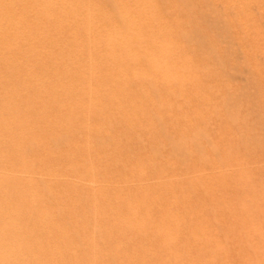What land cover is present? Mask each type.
<instances>
[{"label":"bare ground","instance_id":"obj_1","mask_svg":"<svg viewBox=\"0 0 264 264\" xmlns=\"http://www.w3.org/2000/svg\"><path fill=\"white\" fill-rule=\"evenodd\" d=\"M230 1L248 26L250 0ZM183 8L0 0V264H113L118 248V264H264V179L254 173L262 160L232 127L239 115L223 119L240 102L214 100L223 83L212 66L217 34L191 46L202 26L187 25ZM249 26L238 40L264 39L257 22ZM256 67L259 86L264 67ZM221 164L228 169L219 173ZM130 241L131 251L120 247Z\"/></svg>","mask_w":264,"mask_h":264},{"label":"rangeland","instance_id":"obj_2","mask_svg":"<svg viewBox=\"0 0 264 264\" xmlns=\"http://www.w3.org/2000/svg\"><path fill=\"white\" fill-rule=\"evenodd\" d=\"M164 1V0H163ZM181 1V2H180ZM220 1V2H219ZM176 2L178 3V4H180V6L184 9V10H186V16H185V21H186V24L187 25H189V26H195V28H192V29H196V28H199V27H201L200 29L203 31L202 33H200V35H199V37L197 36V34L196 33H194V37H195V34H196V38L193 40V41H191L190 43L192 44L191 46H193V47H195V45H199L200 44V46L201 45H203V42L200 40V39H197V38H202V37H206V36H208L209 35V37H210V35H215V34H217V36H211L210 38H212V37H214V39H215V42H217L218 40H219V42H221V43H219V42H217V43H214L215 44V48L217 49V52L216 53H219L218 51H220V54L219 55H217L216 57H215V60H214V58H213V61H214V63L212 64V66L214 67V69L217 71V72H219V73H221L222 74V76H221V79H218V80H220L221 82L223 81V83H222V85L218 88V90H216V91H214V100H215V102L216 103H218V104H225V103H227L231 98H233V99H235L236 101L238 100V102H240V104H239V106L238 105H236V107L235 108H237V111H236V109H234L233 107H231V108H228V107H224L226 110L224 111V114H223V119L224 120H226L230 115H232V114H236L235 116L237 117V115H239L238 116V120H236V122H232V127L235 129V130H237L236 132L237 133H239V132H246V133H248V135L250 136V138L248 139V142L250 143V145L253 147V151H252V158H258V159H260V160H262L261 161V166L260 167H256V168H254V173H255V178L257 179V180H260V179H264V151H263V149H261V147L259 146V147H256V142L258 141V139L260 138V137H264V82L263 83H261L259 86H258V84H257V80H256V78L257 77H259V75H258V68L256 67V64L258 63H260V65L261 66H263L264 67V60H262V58L260 57V55H259V51H254V49H255V43H257L256 41L258 40H260V41H264V39H262V38H260L261 36H259L257 39H256V41L255 40H246V42H245V40H243V41H240V40H238V39H240V38H242V39H245V38H247V36H246V32L247 31H249V28H250V23L252 22V21H254V22H257L258 23V25H259V35H261V33L263 34L264 33V0H250L249 2H248V4L246 5V9H248V12L251 14V22L249 23L248 22V26H244V25H242V24H240V21L238 22V20H240L239 18L241 17V15H242V17H245V15H244V13H240L239 15L237 14V12H238V8H237V4L239 3V2H235L234 3V1L232 2V1H230V0H227V2L231 5V7H230V5L228 4V6H226V4L227 3H225V1L224 0H203L202 2H201V0H176ZM199 2V3H198ZM203 2H204V4H203ZM203 5H202V4ZM237 3V4H236ZM190 4H191V6H190ZM207 4V5H206ZM220 4V5H219ZM193 5V6H192ZM200 7H202V8H200ZM218 5V6H217ZM251 5V6H250ZM253 5V6H252ZM208 7V11L206 10V8ZM233 6V7H232ZM248 6H250V7H248ZM186 7H188V9H189V7L191 8V11H192V9H193V12H190L188 9H186ZM198 7H199V9H198ZM209 8H210V11H209ZM257 8V9H256ZM195 9H197V10H195ZM211 9H212V11H211ZM258 10V11H257ZM197 11V12H196ZM207 12V15L209 16H206L205 17V15L204 14H206V12ZM210 12V13H209ZM192 13V14H191ZM194 13V14H193ZM209 13V14H208ZM234 13H236V14H234ZM239 13V12H238ZM192 15V16H191ZM195 15V16H194ZM196 15H197V17H196ZM198 15H200V17L198 16ZM212 15V16H211ZM187 17V18H186ZM193 17H194V20H197L196 18H199L197 21V23L195 22V21H193ZM201 18H206V19H201ZM217 18V19H216ZM187 19H189L188 20V22H187ZM208 22H207V21ZM190 21H192V22H190ZM201 21V22H200ZM189 22H190V24H189ZM202 23V24H200V23ZM45 23V25L42 23L41 24V28L44 26V28L43 29H45L46 27H47V22H44ZM194 23V24H193ZM199 23V24H198ZM193 24V25H192ZM204 24H206V28L204 27ZM209 26V31H208V26ZM197 26H199V27H197ZM216 26V27H215ZM204 28H205V31H207V32H209V33H206L205 35L203 34V33H205V31H204ZM211 29H213V31L211 32ZM262 29V30H261ZM216 33H215V32ZM220 31H221V33H220ZM223 31V32H222ZM210 33H212V34H210ZM223 33V34H222ZM208 34V35H207ZM222 34V35H221ZM192 36V37H193ZM224 36V37H223ZM227 36V37H226ZM237 36H238V38H237ZM193 37V38H194ZM220 37V38H219ZM222 38V39H221ZM227 40H226V39ZM213 39V38H212ZM213 39V40H214ZM197 40V41H196ZM203 40V39H202ZM221 40V41H220ZM235 40V43L233 42V41ZM196 43H195V42ZM201 41V42H200ZM253 41H255V43L253 42ZM193 42V43H192ZM225 42V43H224ZM239 42H242V43H239ZM249 44H248V43ZM194 43H195V45H194ZM254 45H253V44ZM221 44V45H220ZM233 44L235 45V44H239L238 46L237 45H235V46H233ZM244 44H246V45H244ZM227 45V46H226ZM241 45L243 46V48L241 47ZM200 46H196V47H200ZM217 46V47H216ZM220 47H222L223 49H221ZM232 47H234L233 49L235 50V51H233L232 50ZM241 47V48H240ZM224 48H225V50H224ZM245 48V49H244ZM252 48H253V50H252ZM238 49V50H237ZM241 49V50H240ZM245 50V51H244ZM233 51V52H232ZM21 52H26V51H21ZM198 53L199 52H202V51H197ZM204 52H206V53H209V52H212V51H203L202 53H204ZM225 53L223 56L224 57H222L221 55L223 54V53ZM228 52V53H227ZM249 52V53H248ZM253 52V53H252ZM222 53V54H221ZM227 53V54H226ZM242 53V54H241ZM228 54H230V55H228ZM225 55L227 56V57H229V56H231L232 58H230L229 57V59L230 60H228L227 59V57H226V60L225 59H223V58H225ZM234 55H235V57H234ZM243 55H251V56H249L248 58V66L246 65V61H244V59H243V57H241V56H243ZM258 56H259V58H258ZM217 58V59H216ZM219 58V59H218ZM238 58V59H237ZM222 59V60H221ZM250 59H251V61H250ZM216 60H218L219 62H221L222 61V63H219L218 61H216ZM231 61V62H228V61ZM233 60V61H232ZM216 61V62H215ZM224 63H225V65H224ZM231 64V66L233 65V67H231V66H229L230 64ZM217 64V65H216ZM222 64V65H221ZM229 64V65H228ZM253 65V66H252ZM226 66V67H225ZM247 66V67H246ZM218 67V68H217ZM227 67H229V69H228V71H227ZM236 67V68H235ZM233 68V69H232ZM238 68V69H237ZM254 68V69H253ZM221 69V70H220ZM227 71H225V70ZM237 69V70H236ZM239 69H240V71H239ZM256 70V71H255ZM231 73H230V72ZM224 72V73H223ZM241 73V74H240ZM257 74V75H256ZM242 79V80H241ZM250 80V81H249ZM227 81V82H226ZM232 81V82H231ZM231 83V84H230ZM242 84V85H241ZM235 85V86H234ZM28 87V86H27ZM27 87H25L24 89H26ZM239 87V88H238ZM260 89V90H259ZM113 90L115 91V93H118V91H119V88L118 87H113ZM225 90V91H224ZM238 90V91H237ZM222 91H224L225 92V94H224V92H222ZM260 91V92H259ZM261 97V98H260ZM263 97V98H262ZM75 98V97H74ZM251 99V100H250ZM250 101V102H249ZM253 104H252V103ZM244 104H246L245 106H244ZM250 105V106H249ZM233 106V105H232ZM249 109H251V110H249ZM78 110V109H77ZM242 110H245L244 112L242 111ZM249 110V111H248ZM260 110V111H259ZM227 112V113H226ZM232 112V113H231ZM250 112V113H249ZM263 113V114H262ZM37 114H41V113H37ZM251 116H253L254 118L253 119H251L252 117ZM258 116V117H257ZM245 118V119H244ZM250 118V119H249ZM41 120V119H40ZM251 122H250V121ZM258 120H260V121H258ZM54 121H55V123L57 122V119H55V120H52V121H48L49 123H45V125L44 126H46V127H49L50 125H52V124H54ZM250 122V124H249V122ZM257 122V123H256ZM241 123H243V124H241ZM44 124V123H43ZM250 125V126H249ZM242 126H243V130H242ZM247 128H246V127ZM257 126L259 127V128H257ZM244 127H245V129H244ZM252 127V128H251ZM249 129V130H248ZM47 130H49L48 132H50V131H52L50 128H47ZM46 130V131H47ZM242 130V131H241ZM251 130V131H250ZM149 131H151V129L149 130ZM45 132V131H44ZM171 132H174V128H172L171 129ZM250 132V133H249ZM259 134V136H257ZM172 135V134H171ZM80 136H82V135H79V137ZM79 137H77L76 138V142L77 143H79V144H82L83 143V139H82V137L81 138H79ZM135 134H132V135H129V137H127V138H125V139H123L122 140V143H121V146H119V152H120V150H123L124 148H126L127 147V144H128V146H129V142H131V144H133L134 143V140H135ZM169 137V138H168ZM166 139H165V141L167 142V143H170V142H172L173 141V139L171 138V136H168ZM79 138V139H78ZM170 138H171V140H170ZM258 138V139H257ZM169 139V140H168ZM80 140H82V141H80ZM129 141V142H128ZM169 141V142H168ZM252 142V143H251ZM127 143V144H126ZM125 144V145H124ZM66 144L64 143V145L63 146H65ZM124 145V146H123ZM62 146V147H63ZM122 148V149H121ZM261 150V151H260ZM52 157V158H51ZM50 158H51V161H50V158H49V162L52 164V165H56L55 163L57 162L53 157V155L51 156ZM52 159H54L55 161H54V163H52L53 162V160ZM50 163H48V165H50ZM228 169V166L226 165V164H221L220 165V167H217V170L219 171V173H221V172H225L226 170ZM260 172V173H258V171ZM260 174V175H259ZM260 178H259V177ZM116 177H118V176H116ZM86 182V183H85ZM83 183H85L84 184V187H83ZM83 183H82V181L80 182V183H78V188H79V190H81L80 192L81 193H84L85 191H88V189L89 188H87L88 186L90 187V184H88V181H83ZM81 186H80V185ZM88 184V185H87ZM64 185H62L61 187H63ZM57 187H59L58 185H56L54 188H57ZM81 187H82V189H81ZM151 187H153L152 185H151ZM148 188H150V185H149V187ZM84 189V190H83ZM152 189V191H153V188H151ZM84 191V192H83ZM65 192V191H64ZM66 192H67V190H66ZM61 193H63V192H61ZM78 193H79V191H78ZM221 211V209H220V207L219 208H216V209H214L213 210V214H212V218H214L213 220H212V218H210V220H212V222L213 221H215L216 219H217V216H218V213ZM214 215V216H213ZM152 234L153 233H151L150 232V234H149V236H148V238H153V236H152ZM150 236H152V237H150ZM131 240V239H130ZM125 246H123V245H121L120 247H122V248H124V250H129L130 249V251L132 250V248H128V246L130 247L131 246V241H130V243H127V244H124ZM127 249H126V248ZM227 248V249H226ZM119 250L118 251H116L117 249H114V251L112 252L113 254L112 255H114L113 257H117V261L119 260L118 259V255H120L121 253L120 252H123V250L122 251H120V248H118ZM230 249V247H228V246H225L224 247V250L225 251H230L229 250ZM138 250H140V249H138ZM142 250H144V248H142ZM120 251V252H119ZM115 252V253H114ZM141 252V253H140ZM118 253H120V254H118ZM143 252L140 250L139 252H138V254H140V256H142L143 254H142ZM118 254V255H117ZM138 257H140L139 255H137ZM111 258V260H113V261H111L112 263L114 262H116L115 264H118L119 263V261H118V263H117V261H116V259H114V258ZM83 258H87V257H83ZM115 260V261H114ZM85 259H84V264H91L90 262H86L85 263ZM113 263V264H114Z\"/></svg>","mask_w":264,"mask_h":264}]
</instances>
